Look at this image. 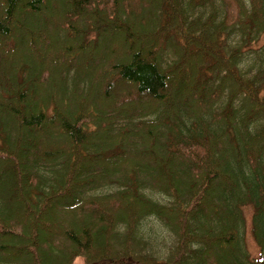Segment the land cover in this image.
Instances as JSON below:
<instances>
[{"label":"trees","instance_id":"trees-1","mask_svg":"<svg viewBox=\"0 0 264 264\" xmlns=\"http://www.w3.org/2000/svg\"><path fill=\"white\" fill-rule=\"evenodd\" d=\"M263 38L264 0H0V264H264Z\"/></svg>","mask_w":264,"mask_h":264},{"label":"rangeland","instance_id":"rangeland-1","mask_svg":"<svg viewBox=\"0 0 264 264\" xmlns=\"http://www.w3.org/2000/svg\"><path fill=\"white\" fill-rule=\"evenodd\" d=\"M136 1H138V0H131V2H133L134 5H136ZM107 40H108L107 45H106V47L102 53L103 55H105L108 52L109 47L113 46L114 48H116V46H118L117 43L114 42V40H109V39H107ZM263 41H264V38L261 40L260 44H262ZM141 46H142V48L148 47V46H150V42H148V43L144 42ZM122 51H123L122 54L128 52V47L125 44L122 45ZM102 54H101V56H102ZM45 55L48 59L51 58L52 57V51H50V50H48V48H46ZM99 59L101 61L102 58H99ZM127 86L128 87H126V89L129 90L130 92H132V94H133L132 96H134L136 94L134 86L129 82L127 83ZM178 87H179V84H177V86L175 87L176 93L179 90ZM123 96H124V94H123ZM118 97H122L120 95V93H118V95H116L113 99L114 100L118 99ZM41 141L43 142V140H41ZM251 213H252V209L245 210V214L247 216L246 241H247L248 248L251 252V255L257 256L259 254L260 248H259V246H258V244H257V242H256V240L253 237L252 232H251ZM62 226H63V223L60 221H55L53 226L46 225L43 235L47 236V235L53 234L56 232V230H60V228H62ZM145 229L147 231V234H149V235L152 234L156 237L157 240H159V243H157L155 245L156 249L167 250V248L171 244L172 239H171V236L169 235V232L166 229H164L163 227H161V224L158 221H156L154 219L147 221L145 223ZM76 264H83L82 260L77 259Z\"/></svg>","mask_w":264,"mask_h":264}]
</instances>
